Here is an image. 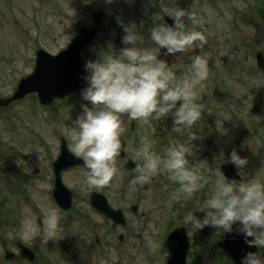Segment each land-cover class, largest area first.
Masks as SVG:
<instances>
[{
	"label": "rangeland",
	"instance_id": "374dc122",
	"mask_svg": "<svg viewBox=\"0 0 264 264\" xmlns=\"http://www.w3.org/2000/svg\"><path fill=\"white\" fill-rule=\"evenodd\" d=\"M62 2H71L70 7L76 10L73 23L64 11ZM120 3L123 4L122 8L112 17L116 4ZM263 4L264 0H131L128 3L124 0H0L1 99L10 95L15 79L32 72L35 50L41 48L50 54H56L65 49L69 44L66 34L74 33V25H89L91 13L101 10L106 14L102 19V35L84 50V62L106 58L110 44L114 45L112 50L118 54L122 45H117L114 39L118 38L120 42L123 32L117 19L125 23L134 22L131 15H136L137 27L145 36V46H150L147 37L152 21L162 18L166 8L177 7L190 11L199 21L193 24L186 20L185 24L190 30L202 32L205 42H197L198 46L189 48L182 54L162 55L161 58L168 62L178 78L184 76L196 55L207 58L209 69L208 78L203 82V87L198 89L195 101L201 106L200 120L191 127L175 132L179 136L171 141L175 146L177 143L188 142L193 134L197 136L192 141L196 146V160L193 162L202 163H197L194 171L202 177L204 184L193 194L191 200H172L171 197L179 186L163 173L152 178L147 190L139 192L138 184L130 182L131 175L125 172L121 160L116 159V175L107 186L100 188L88 186L85 172L74 169L62 179L63 184L73 193L70 203L76 213L70 221L61 219L63 239L45 243L41 234L30 242L25 241L26 246L36 254L33 263L19 260L12 244H0L1 259L4 250L14 253V258L3 264H164L166 250L162 252L156 236H163L164 239L173 228L186 226L183 216L202 204L217 189L222 180L219 168L226 164L220 157L221 152L227 159L228 153L235 149L242 158L247 159L248 163L244 168L236 169L241 182L264 185V69L262 73L257 70L256 75L245 70L255 63V53L260 52L264 58ZM142 9L145 11L141 14ZM49 16L54 20L51 24L47 22ZM241 43H245L246 47H242ZM249 50L254 51L253 55ZM30 58L31 61L28 62ZM217 80L219 82L215 84L214 81ZM81 103V99H73L72 95L63 100H55L50 104L49 118V114L37 111L35 107L38 102L32 96L26 103L17 105L6 113L9 116L17 115L33 127L38 139L44 138L53 158H57L60 153L57 149L59 143L55 142V138L63 136L70 149L63 127L70 125L69 117L75 118ZM254 104L260 105V112L250 116L248 111ZM122 120L124 132L121 143L126 157L136 159L135 150L140 147L142 137L148 138L152 145L153 138L160 137L163 132L174 133L170 118L150 120L147 124L129 120L126 115ZM132 121L135 122L132 129L134 132L130 129ZM10 125L13 128L7 127ZM221 129H226L227 133L222 134ZM185 130H189L187 138L178 142L181 132ZM4 136H7L6 140ZM50 139L54 141L51 144L48 143ZM0 145L3 156L23 175L19 189L22 195L12 193L9 209L17 210L18 224L24 207L31 208L35 217H40L37 205H51L44 189H39L50 185L45 182L48 171L42 151H39V144L26 137L14 119H11L8 124L5 122L3 126L0 125ZM166 150L158 149L155 152L164 156ZM201 169L204 171L201 172ZM31 181L36 185L29 186ZM98 191L106 197L112 208H121L125 212L129 223L126 229L91 209L88 197L92 192ZM2 200L0 197V201ZM132 204H138L137 212L133 214L130 212ZM1 228L0 235L5 239L11 234L19 233V229L14 226L4 228L3 225ZM5 229L7 235L3 233ZM206 231L203 235L199 231L195 232V229L187 228L191 245L186 264H229L226 258L216 252V249L219 250L217 243L224 232L211 227H207ZM136 235H139V240ZM90 237L98 240L99 248L89 245ZM258 251L264 254V247L258 248Z\"/></svg>",
	"mask_w": 264,
	"mask_h": 264
},
{
	"label": "clouds",
	"instance_id": "9594fccd",
	"mask_svg": "<svg viewBox=\"0 0 264 264\" xmlns=\"http://www.w3.org/2000/svg\"><path fill=\"white\" fill-rule=\"evenodd\" d=\"M70 3L62 2V7L73 23L76 10ZM164 11L172 24L163 18L152 21L147 37L150 46H145V36L135 22L117 19L123 32L118 54L110 44L106 58L86 60L83 64V74L79 77L84 83L79 89L83 103L75 118L69 117L71 123L63 127V134L70 142L71 153L83 160L88 186H107L116 175V158L122 149L123 116L143 124L170 118L174 132L191 127L201 118V106L195 101L198 89L203 87L209 75L207 58L194 56L187 72L178 78L161 56L182 54L198 46L197 42L203 44L205 36L186 26V20L193 24L199 22L190 11L177 7ZM47 22L53 23V17L49 16ZM73 36L66 34L69 43ZM220 131L227 133L226 129ZM196 139L193 134L188 142L169 147L161 156L151 150L148 138L142 137L135 158L143 163L137 166L138 175L130 182L144 185L158 174H167L168 179L179 186L171 199L191 200L203 187L202 177L194 171L196 164L202 162L190 163L196 160V146L192 143ZM220 157L236 169L244 168L248 163L235 149L228 153L227 159L223 152ZM37 207L42 217L39 222L31 208L21 210L19 238L30 242L42 234L45 243L63 239L58 208L45 203H39ZM183 223L195 232L211 227L225 234L235 233L249 248L264 247V185L237 182L224 176L209 198L183 216ZM164 255L166 257L168 253ZM240 264H264V254L245 252Z\"/></svg>",
	"mask_w": 264,
	"mask_h": 264
},
{
	"label": "water",
	"instance_id": "95a60500",
	"mask_svg": "<svg viewBox=\"0 0 264 264\" xmlns=\"http://www.w3.org/2000/svg\"><path fill=\"white\" fill-rule=\"evenodd\" d=\"M93 24L88 28H80L78 31V36H76L68 49L61 51L56 56H50L43 51H38L36 55L35 71L32 75L25 77L19 83L15 96L9 100H4L1 105H7L11 100L20 98L26 93L35 92L38 94V98L41 103L49 105L53 98L64 97L65 95L71 93V91H76L79 93V89L84 86L83 81L79 78L82 73V60L79 56L80 50L85 47L91 40L98 34L97 32L101 28V16L99 13L92 14ZM168 23L172 24L171 20ZM258 67L264 68V59L261 55H257ZM259 110V106H255L251 110L252 113H256ZM63 155L65 154L71 159V162L67 164H56V174L60 172L62 166L72 167L75 164H79L83 167V162L68 154L66 149H62ZM122 155V151L120 152ZM61 165V166H60ZM130 169L133 167V162L130 160L127 164ZM63 168V167H62ZM223 174L228 179H237L238 176L235 173L234 166L227 165L223 166ZM62 189L57 186L54 190L57 203L63 208H69V198L70 193L65 189L62 192L66 193V199L63 200ZM91 205L98 211L105 214L109 219L114 222L122 224L123 216L119 211H114L107 205V202L100 194L93 193L90 197ZM196 215H200L197 213ZM202 215V214H201ZM200 231H204L200 230ZM165 244L168 249V259L165 264H184L185 258L187 256V251L189 248L188 238L184 228H178L172 233H170L166 239ZM218 247L229 256L231 263L240 264V259L245 252H255L256 248H249L243 241V238L232 233L231 235L225 234L222 242L218 244ZM21 254L26 259L32 261L34 254L24 247H20Z\"/></svg>",
	"mask_w": 264,
	"mask_h": 264
},
{
	"label": "flooded vegetation",
	"instance_id": "af4514ba",
	"mask_svg": "<svg viewBox=\"0 0 264 264\" xmlns=\"http://www.w3.org/2000/svg\"><path fill=\"white\" fill-rule=\"evenodd\" d=\"M11 94L12 92L10 93L9 96H11ZM24 100L25 99L23 98L21 100H16L15 102L10 103L8 106H4V107L0 106V125L3 126L5 122L8 124V122H10L11 119L12 120L14 119L15 123L17 124L18 128L22 131V133L26 137L32 138L31 137L32 133L28 128L29 127L28 123H25L23 119H19L17 115L9 116L6 113L8 110H12L18 103H22ZM20 120L26 126V127L24 126L23 129L20 126ZM7 127L13 128L11 125ZM45 168L46 170L50 171L49 165L47 163H45ZM51 173L52 171L50 172V174L48 173L45 179L46 184H50L49 186L47 185L49 191L53 188V183H54L53 175ZM66 173L67 172L61 174V181ZM22 179H23L22 173L18 169H16V167L13 164H10V162L7 161V157L3 156L0 145V181L2 182L0 183V197L3 198V200L0 201V230L2 229L1 227L3 225L4 228L9 227L10 225L11 227L14 226L17 229H20V224H18L19 222L17 221L18 219L17 210H12V209L10 210L8 204H10V199L11 197H13L12 193L17 192L19 196L22 195L21 191L19 190L21 188L20 185L22 184L21 183ZM33 185L36 184L31 181L29 186L33 187ZM8 193L10 195H7ZM36 218H37V222H39L42 217L36 216ZM16 224H18L17 227L15 226ZM0 241L1 244H8V245L12 244L13 246H17V244L19 243L26 244L24 240L19 238V233H17L16 235L11 234L6 239L0 235Z\"/></svg>",
	"mask_w": 264,
	"mask_h": 264
}]
</instances>
